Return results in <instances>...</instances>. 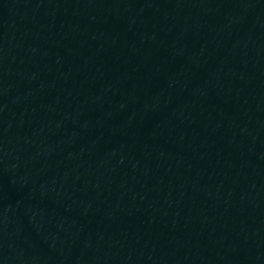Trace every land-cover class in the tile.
I'll return each mask as SVG.
<instances>
[{
	"label": "water",
	"instance_id": "obj_1",
	"mask_svg": "<svg viewBox=\"0 0 264 264\" xmlns=\"http://www.w3.org/2000/svg\"><path fill=\"white\" fill-rule=\"evenodd\" d=\"M0 264H264V0H0Z\"/></svg>",
	"mask_w": 264,
	"mask_h": 264
}]
</instances>
